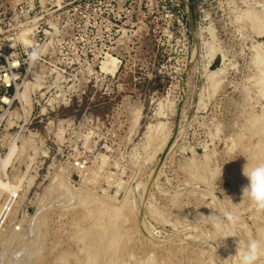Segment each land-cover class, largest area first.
<instances>
[{
    "label": "rangeland",
    "instance_id": "374dc122",
    "mask_svg": "<svg viewBox=\"0 0 264 264\" xmlns=\"http://www.w3.org/2000/svg\"><path fill=\"white\" fill-rule=\"evenodd\" d=\"M263 19L264 0H0V51L28 62L0 137V176L22 181L0 264H240L239 239L264 245L242 197L264 162Z\"/></svg>",
    "mask_w": 264,
    "mask_h": 264
},
{
    "label": "clouds",
    "instance_id": "9594fccd",
    "mask_svg": "<svg viewBox=\"0 0 264 264\" xmlns=\"http://www.w3.org/2000/svg\"><path fill=\"white\" fill-rule=\"evenodd\" d=\"M33 58L35 59V54H33ZM243 175L246 177L248 183L242 188V197L246 196L251 203L261 209H264V162H259L250 166L247 161L243 168ZM223 216L227 219V221L232 223H235L236 219H238V217L231 211H225ZM207 217L212 218L216 225L223 223L220 216L217 214H211ZM228 237L237 236H218L215 242ZM262 247H264V245H262L259 241L252 240L242 243L239 239L238 252L240 264H257V261L261 256Z\"/></svg>",
    "mask_w": 264,
    "mask_h": 264
},
{
    "label": "built area",
    "instance_id": "2783aa9c",
    "mask_svg": "<svg viewBox=\"0 0 264 264\" xmlns=\"http://www.w3.org/2000/svg\"><path fill=\"white\" fill-rule=\"evenodd\" d=\"M5 54L6 52L3 50L0 51V137L5 129V124L14 101V99L11 98L9 89H13L14 98L19 89L18 80L23 73L22 68L28 63L27 57H25L26 55L24 56L18 49H15L9 55ZM4 97H8L10 101L5 102ZM3 155L4 149L0 143V160Z\"/></svg>",
    "mask_w": 264,
    "mask_h": 264
},
{
    "label": "bare ground",
    "instance_id": "6f19581e",
    "mask_svg": "<svg viewBox=\"0 0 264 264\" xmlns=\"http://www.w3.org/2000/svg\"><path fill=\"white\" fill-rule=\"evenodd\" d=\"M260 19V18H259ZM261 20V19H260ZM264 20V19H263ZM259 22H261V21H259ZM261 24V23H260ZM260 24L258 25V26H260ZM113 61H115V60H113ZM113 66H115V64H113ZM112 66V67H113ZM111 67V68H112ZM105 68V67H104ZM113 70V69H112ZM115 71V70H114ZM25 95V94H24ZM27 100V102H29L28 100L29 99H26ZM4 101L5 102H9L10 101V99L9 98H7V97H4ZM12 144L14 145V142H12ZM11 145V144H10ZM13 145L10 147L9 145H8V148H9V150H8V152L4 155V157L1 159V161H0V171H4V170H6V168L8 167V165H9V163H10V161L13 159L12 158V156H14V151L16 150V152H17V149H15L16 148V144L14 145V147H13ZM16 156V155H15ZM14 162V161H13ZM11 164V163H10ZM13 164V163H12ZM11 164V165H12ZM11 165L9 166V167H11ZM7 171V170H6ZM8 172V171H7ZM2 173V172H1ZM3 174H4V172H3ZM1 175V174H0ZM7 175L5 174L4 175V178L2 177V176H0V190H2L3 192H7L8 193V195L11 197L9 200V202L8 203H6L3 207H1V209H0V233L2 232V229H3V226H4V223H5V221H6V218H7V216L9 215V212L11 211V204H12V200H13V198H14V196L16 197L17 196V194H18V191H19V188H20V183L22 182L21 181V179H18V181H17V183H11L10 181H8L7 180ZM21 178H23V177H21ZM10 179V178H9ZM106 206V205H105ZM110 206V205H109ZM109 208V207H108ZM96 224V223H95ZM102 225V224H101ZM93 227V226H92ZM111 228V227H110ZM93 229V228H92ZM114 230V229H113ZM108 231H109V229H108ZM99 232V231H98ZM110 232H111V230H110ZM113 232V231H112ZM98 234V233H97ZM99 238V237H98ZM97 238V239H98ZM100 239V238H99ZM104 239V238H103ZM98 241V240H97ZM110 242V241H109ZM108 243V242H107ZM99 244V243H98ZM110 245V244H109ZM97 246H100V245H97ZM106 246H108V245H106ZM105 246V247H106ZM104 251H105V248H104ZM114 251V250H113ZM118 251V250H117ZM110 252V251H109ZM105 254H107V253H105ZM22 258H20V260H21ZM17 260H19V259H17ZM19 260V261H20ZM21 261H23V260H21ZM16 262V261H15ZM17 263H18V261H17ZM20 263H24V261L23 262H20ZM19 263V264H20Z\"/></svg>",
    "mask_w": 264,
    "mask_h": 264
}]
</instances>
